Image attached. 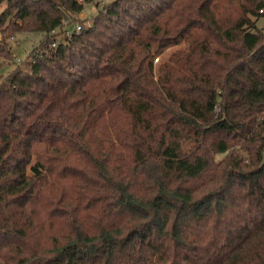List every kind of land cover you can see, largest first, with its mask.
I'll return each instance as SVG.
<instances>
[{
  "label": "trees",
  "instance_id": "1",
  "mask_svg": "<svg viewBox=\"0 0 264 264\" xmlns=\"http://www.w3.org/2000/svg\"><path fill=\"white\" fill-rule=\"evenodd\" d=\"M6 1L0 264H264V0Z\"/></svg>",
  "mask_w": 264,
  "mask_h": 264
},
{
  "label": "rangeland",
  "instance_id": "2",
  "mask_svg": "<svg viewBox=\"0 0 264 264\" xmlns=\"http://www.w3.org/2000/svg\"><path fill=\"white\" fill-rule=\"evenodd\" d=\"M112 0H102L101 2H98V0H95L90 3H86L84 10L80 13L77 14V17H73L72 19L75 20L74 23H80L81 25H85L88 23V21H91L93 19V16L96 15L98 8L103 6L104 4L110 2ZM97 2L100 4V7H98ZM7 7V1L3 0L0 3V14L6 9ZM78 20V21H77ZM87 20V21H86ZM257 24L262 27L264 26V14L260 16L257 19ZM0 39H1V34H0ZM43 39V34L40 32H32V31H19L14 34L12 38L8 39V44L11 48V51L13 53V58L11 61L6 60L4 63V74L12 70L14 67L19 65L18 61L16 60L17 57L23 58L26 56V53L34 48H36L41 40ZM59 39H63L61 36H59ZM173 50L169 49L167 50L164 55L159 56V58H163L168 55V53ZM161 60V59H160ZM160 60L155 61V63H159ZM21 63V62H20Z\"/></svg>",
  "mask_w": 264,
  "mask_h": 264
},
{
  "label": "built area",
  "instance_id": "3",
  "mask_svg": "<svg viewBox=\"0 0 264 264\" xmlns=\"http://www.w3.org/2000/svg\"><path fill=\"white\" fill-rule=\"evenodd\" d=\"M80 2H82V0H79ZM102 0H98V2H101ZM264 10V8H262L260 11ZM73 18V17H72ZM72 18L69 19H65L63 21V23L56 27L53 28L50 32H49V37H53V42L51 44L52 47H56L58 44V40H59V36H61L64 40L67 38H71L74 34H78L83 30V25H81L80 23H74L75 20H73ZM32 50L26 53V56L23 58V60L21 59V57H17L16 60L18 61L19 64H21L23 61L25 60H29L34 62L35 58L32 56ZM156 61L158 60V58L155 59ZM21 62V63H20Z\"/></svg>",
  "mask_w": 264,
  "mask_h": 264
}]
</instances>
